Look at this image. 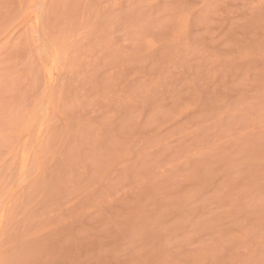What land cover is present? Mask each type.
Returning a JSON list of instances; mask_svg holds the SVG:
<instances>
[{
    "label": "rangeland",
    "instance_id": "374dc122",
    "mask_svg": "<svg viewBox=\"0 0 264 264\" xmlns=\"http://www.w3.org/2000/svg\"><path fill=\"white\" fill-rule=\"evenodd\" d=\"M0 264H264V0H0Z\"/></svg>",
    "mask_w": 264,
    "mask_h": 264
}]
</instances>
